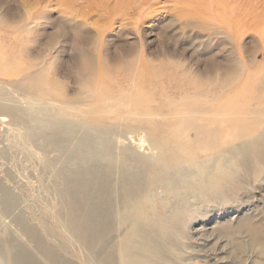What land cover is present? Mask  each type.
Returning a JSON list of instances; mask_svg holds the SVG:
<instances>
[{"label":"rangeland","instance_id":"rangeland-1","mask_svg":"<svg viewBox=\"0 0 264 264\" xmlns=\"http://www.w3.org/2000/svg\"><path fill=\"white\" fill-rule=\"evenodd\" d=\"M0 68V97L22 109L34 103L44 119L0 113V264H14L12 243L49 264L25 226L67 264H101L67 203L70 181L92 185L97 175L113 196L116 264L140 220L153 244L131 246L140 264H264V161L249 150L222 160L244 171L216 190V168L206 176L196 167L201 152L178 164L169 144L152 142L167 124L163 134L176 133V105L196 102L181 96L198 88L264 131V0H0ZM34 76L40 89L27 90ZM98 100L109 113L86 119ZM61 109L73 127L59 123ZM202 180L205 189L195 186ZM141 194L145 211L131 213Z\"/></svg>","mask_w":264,"mask_h":264},{"label":"bare ground","instance_id":"bare-ground-1","mask_svg":"<svg viewBox=\"0 0 264 264\" xmlns=\"http://www.w3.org/2000/svg\"><path fill=\"white\" fill-rule=\"evenodd\" d=\"M36 76L27 81V85H25L27 90H30L31 88H39L37 86L41 83L40 80H38L40 76ZM248 94H250V91H239L235 95V99L240 100L243 97L245 98ZM195 96L198 97L196 102L189 100L191 102L182 104L180 106H178V104L176 105L177 117L175 118L176 120L174 123L175 128H177L176 133H169V136L164 135L163 132H168L171 127L170 125H173L172 123L167 124L162 130V136L158 137L160 134L158 136L156 135V138L152 142L154 143L153 145L155 147H166L169 144L173 149L175 163L178 164L183 163L186 160L184 158L185 156H197L196 152H201L202 154L199 155L200 157L197 163H195L197 165L196 167L199 168V171L202 174L207 176L208 171H205V168L209 167L210 164L214 166L216 171L215 174L213 173V175L216 180L220 179V182L216 184L214 188L216 190H222L227 186L229 187L231 184H236L238 180L242 178L241 176L243 175L242 173L244 171L242 170L243 167L241 168L242 162H233V165H231L230 168H227L223 165L222 160L226 158L232 160L231 157L237 155L239 152H242L239 153L240 156L242 155L241 157H245L246 153L244 151L249 150L252 151V158L250 157L251 161H254L255 163L264 161V141L262 140L264 137V131L259 128V121L257 119L248 118L244 110H235L237 111L236 113L229 115L226 114V108L231 103V100L224 99L222 101H218L219 98L210 97L208 93L201 88L195 89V93L193 94L182 95L181 98L185 99L187 97L188 99ZM33 101H35V99ZM101 101L98 103L102 104ZM118 101L123 104V98L118 99ZM181 102L182 101H180V103ZM33 104L34 103H31L29 104L30 106L22 109L12 104L9 99H6V97L2 95V97H0V113L11 114L16 120H20L25 115L31 116L39 124H43L44 119L40 116L39 112L37 113ZM125 106H127V104H125ZM164 106L166 105L162 104V107ZM116 107L120 108L122 106L118 105L115 106V108ZM110 108L112 107H108L106 105H103L100 108H95L90 111L88 115H86V119H94L99 117L104 118L103 116L109 113L108 109ZM45 110L46 109H44V111ZM66 113V110L61 109L59 111V115L62 116V119L59 121V123L63 122L66 123L67 127H73V124H71L73 123L71 121L73 118L68 119L67 117H64V115L68 116V113L67 115ZM238 148H240V150H236ZM254 151L256 152L255 154H253ZM164 154H166V152ZM244 159H246V157ZM261 168L262 166L260 168L256 167V170L260 172ZM163 170H165V168ZM209 175L212 176L210 173ZM72 181H70L68 187L67 195H69L70 198L68 199L67 203L69 202V207L72 210H78L75 215V229H77L78 224H82L81 229L82 227L83 229L81 240H83L89 249L91 248V250L95 251V257L99 263L116 264L117 257L115 253L116 244L114 235L115 226L112 221L114 215L111 212V199H113L112 192L110 189H106L105 179L101 178L99 175H97V177L94 179H89V182H92V185L81 184L82 180L79 177L76 178L75 182L73 181V183H71ZM202 183L203 180L200 182L196 181L195 186H197L199 189H205V183ZM86 187L93 188L91 193L86 189ZM82 188L87 190V192H85V196H89V198L83 197V201L80 200V194H82L80 193V190ZM2 193V203L4 202L6 211L10 210L12 206L15 205L14 196L11 194L10 190L6 188L2 190ZM62 194L63 197L67 199L64 192ZM107 194L111 197L108 198ZM140 197L141 198L138 197L137 201L135 200V206L133 207L131 213H134L136 209L137 212L140 213L145 211V196L141 194ZM85 200H87V202ZM128 213L130 212L128 211ZM144 214L146 215V213ZM122 218L124 220L128 219L126 214L123 212ZM160 224L162 225V223ZM142 225L145 224L141 223L140 220V228L136 231V233H131L125 239L124 247L120 253L123 264H140L137 255L130 253L131 246H134L135 244L139 245V242H142L143 246L141 247V250H146L149 252V250L152 249L150 247L153 246L151 239L146 235V227H142ZM161 227L164 228L165 225L163 224ZM24 228L25 232L36 244L37 249L46 257L49 264H67L57 252L51 250L49 247H46L47 245L45 246V242L44 244L42 243V240L40 239L41 236H39L37 232H35L31 227L25 226ZM255 232V236H257V231ZM14 244L15 243L9 245V250H13L14 252V249H16L14 264H39L33 254H31L28 250L22 248L19 249V247ZM5 251L6 248H4L0 242L1 260H3L6 256Z\"/></svg>","mask_w":264,"mask_h":264}]
</instances>
